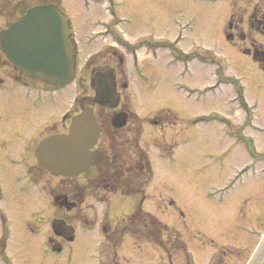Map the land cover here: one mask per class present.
Returning <instances> with one entry per match:
<instances>
[{"label":"rangeland","instance_id":"1","mask_svg":"<svg viewBox=\"0 0 264 264\" xmlns=\"http://www.w3.org/2000/svg\"><path fill=\"white\" fill-rule=\"evenodd\" d=\"M37 1L0 0V29L11 19L12 4L20 2L25 6ZM59 1L71 14L79 13L83 20L93 22L88 18L96 12L92 0L86 4L79 0ZM233 2L121 0L118 6L130 18L123 27H129L136 40L142 36L136 32L149 27L139 19L141 16L144 19L149 9L159 16V24L149 39L175 37L178 24L185 25L181 39L174 43L178 63L175 67L169 63L167 48L160 47L156 59L151 57L145 44L140 48L139 64L147 67L149 78L136 80L129 53L126 54L125 69L132 81L126 90L131 92L129 107L142 121L141 145L149 149L152 160L151 178L143 184L146 196L143 206L162 221L157 222L158 228L161 226L152 243L144 235L139 242L126 235L122 250H118L119 264H246L258 244L264 230V72L250 55L225 36L224 27L228 30L226 20ZM237 3L234 7L239 12L238 28L246 30L247 13L262 0H238ZM98 5L102 8H97L98 12L104 17L107 13L103 9L104 0ZM87 26L101 27L95 22L80 27L84 31ZM246 33L247 42L264 41L261 32L246 30ZM107 40L83 43L77 58L78 73L72 83L58 89L48 84L49 92L30 120L32 133L45 119L60 116L67 109L71 112L78 109L80 97L93 93L86 78L87 60L92 57L90 61L102 62L101 56L107 55L104 47ZM177 44L191 51L185 55ZM199 50L203 51L202 55H198ZM210 54L216 59L214 63ZM196 55L206 63L199 64L201 61L194 58ZM181 59L190 60L185 70ZM4 62L9 59L0 50V63ZM153 66L158 70L154 78ZM23 92V89L13 91L11 99L23 105ZM25 101L28 102L27 97ZM162 107L173 109L180 117L173 130L169 123L146 119ZM98 108L96 104V111ZM50 122L45 125L46 131L51 130ZM227 125L234 129L240 126L239 135L233 136L227 131ZM248 136L253 138L256 150L245 139ZM11 165V185H17L18 180L13 178L20 164ZM74 179L83 180L82 177ZM68 181L63 179V183ZM47 182V195L52 199L51 190L59 187L61 180L48 174ZM38 191L33 188L20 192L19 196L11 194V264H109V251L100 253L102 233L95 224V220L99 222L102 218L99 213L107 207V197H102L104 192L89 194L84 201V206L90 205L84 212L87 222L70 215L76 229L75 239L56 251L50 247L51 240L46 235H54L51 222L55 214L62 212ZM133 205L131 197L115 195L110 208L122 213ZM5 251H9L8 244Z\"/></svg>","mask_w":264,"mask_h":264},{"label":"flooded vegetation","instance_id":"2","mask_svg":"<svg viewBox=\"0 0 264 264\" xmlns=\"http://www.w3.org/2000/svg\"><path fill=\"white\" fill-rule=\"evenodd\" d=\"M79 1H83L86 4L89 0ZM92 1L96 12L94 14L90 13L91 17L88 16V18L95 22V25L97 24L101 27L90 29L87 26V29L84 31L80 27L81 24L89 25L93 22L90 23L88 19V22L83 20L79 13H76V15L71 14L64 8L61 1H52L57 3L62 11L68 15L69 25L73 27L72 36L76 43L75 78L78 73L77 58L83 43L87 42L91 44L99 39H109L104 43L107 55L101 56L102 62H96L95 59L90 61L92 57L87 60L88 72L86 78H88L89 83L93 87V93H95L96 72L108 71L118 94V103L114 107H111L95 103L93 101V93L83 96V98L88 99V101L84 99L88 104H93L100 129L97 140L91 148L89 165L85 170L77 174L55 175L40 164L36 156V146L39 141L48 134L65 131L69 125L71 116L79 110L80 106L84 105L83 100L78 102V109H75L73 112L67 109L60 116L57 115L53 118L45 119V122L42 123L39 129L32 133L29 125L32 114L42 106L43 100L49 92V83L27 75L19 70L10 60L9 62L0 63V256L2 257L0 259L2 264H11V194L16 193L19 196L20 192L26 190L32 191L34 188L35 191L39 190L40 195L49 199L47 195L48 174L61 180V183L58 184L59 187L51 190L52 199H49V203L56 205L62 212L61 214H55L51 222L54 235H46V239L51 240L50 247L53 250L57 249V251H60L67 242L75 239L76 229L70 215H74L82 223L87 222L88 218L84 216V212L88 211L90 205L84 206L83 203L89 194L92 196L100 191L104 192V196L102 197H104L103 199L107 197L108 203L105 210L99 213V215L102 213L101 220L99 222L95 220V224H98L102 233L100 253L102 251L104 253L109 251V260L111 261L108 260L109 264H119L117 263V257L120 256L118 250H122L121 243L126 235L130 236L132 241L134 240L135 242H139V238L143 235L151 243L156 241L157 231L154 227L155 221L153 220V216L157 219V222L160 221L159 217L143 206V200L146 197L144 196L143 184L151 178V170H153L151 165L152 160L149 155V149L147 151L141 145L142 121L129 107L131 92H126V90L131 86L132 81L128 77L125 66L129 55L130 63L137 76H135L136 80H147L149 78L147 67L142 63L139 64L140 48L146 44L145 46L149 49L151 57L156 59L159 54L158 49L160 47L167 48L165 50L170 53L169 63L172 64V67H175V64L178 65L177 60H175L176 44L174 43L176 40L175 37L171 38L170 35L167 36V39H149L152 36L151 32L153 28H156L157 24H159V16L157 14L156 16L155 12L150 9L147 11L144 19L142 16L139 18L144 20L145 24L149 27L146 31L136 32L140 33L138 36L142 35L136 40L133 33L130 32L129 27H123V25L129 23L128 20L130 18L118 8L121 0H104L103 9L107 12L106 15L104 14V17L101 16L102 14L97 9H102L98 5L101 0ZM234 1L231 3L233 7L226 20L228 30L224 27L225 36L229 42L237 45L241 51L250 55L252 59V56L256 53L254 61L264 72V41L257 42L250 39L247 42L249 37L246 33V30H249L261 32L264 35V0H262L263 4L259 3V6L254 5L247 13L246 30L238 28L240 23L237 18L239 12L236 13V8L234 7L235 4H238V0ZM19 4L20 2L11 6L12 20L19 17L22 13L20 11L21 4ZM15 14L17 15L15 16ZM146 41H152V43ZM177 47L180 48L178 44ZM0 50L2 51L1 47ZM180 50L185 55L191 51L188 48L185 50L180 48ZM202 50L197 51L198 55L203 54ZM127 53L129 54L126 56ZM210 58L211 62L214 63L215 57L210 54ZM118 67L120 70L117 71ZM155 67L151 70V73L155 71V74L152 76L153 78L158 74V70ZM59 87L61 85H54L53 88L58 89ZM21 89L25 91L23 92L25 96L23 98V105L11 99L13 91L19 92ZM26 97L28 98V102L25 101ZM96 104L100 106L98 111L95 109ZM118 112H124L126 115L125 122L122 124L114 123V117ZM150 115L146 118L149 122L154 123L159 121L160 124L169 123L171 124L170 130H173L172 128L177 126L180 118L173 109L168 107L159 108ZM50 120H52L50 122L52 123L50 124L52 125L51 130L46 131V126H48V121ZM229 127L228 125L226 126L227 131H231L233 136L235 133H240V126H237L236 129ZM241 127L243 128L244 126L242 125ZM172 143V145H175L174 142ZM157 151L159 153V150ZM32 157H34L33 162ZM11 163L13 165L16 163L20 164L13 178L18 180L17 185H11ZM21 165L22 169L20 168ZM77 177H82L83 180H75L74 178ZM63 179L69 180L68 183H63ZM56 195L66 197L65 201H63L64 198L61 199L62 202L57 201L55 199ZM115 195L131 197L134 201L133 207L127 212H113L111 205ZM135 197L136 199L139 197V199L136 200ZM159 199L160 197L158 196V201ZM169 201L172 203L170 199ZM144 212L150 215L145 217L146 221L144 223H146V226L141 223ZM157 229H159L158 226ZM36 230H39V228ZM147 230L148 233H146ZM7 244L9 251L6 252Z\"/></svg>","mask_w":264,"mask_h":264},{"label":"water","instance_id":"3","mask_svg":"<svg viewBox=\"0 0 264 264\" xmlns=\"http://www.w3.org/2000/svg\"><path fill=\"white\" fill-rule=\"evenodd\" d=\"M70 33L67 16L59 6L41 3L29 7L17 20L1 29L0 45L15 66L26 74L60 84L71 81L75 72ZM95 84L94 101L111 107L118 103L108 71H97ZM125 119V113L118 112L114 123L122 124ZM99 130L93 108L84 107L72 116L67 132L47 135L38 143L37 158L53 174L79 173L89 165L90 148ZM62 198L61 195L55 197L59 202ZM247 264H264V234Z\"/></svg>","mask_w":264,"mask_h":264},{"label":"trees","instance_id":"4","mask_svg":"<svg viewBox=\"0 0 264 264\" xmlns=\"http://www.w3.org/2000/svg\"><path fill=\"white\" fill-rule=\"evenodd\" d=\"M1 5H2V4H1ZM22 6H23V4L21 5V10H20V11H23V10L27 7V5H25V6H23V7H22ZM10 14H11V12H10ZM139 214L141 215V213H139ZM147 215H149V214L146 213V212H144V213H143V217H142V219H141V223H143L145 226H146V223H144V222L146 221L145 217H146ZM149 216H150V215H149ZM153 218H154L153 220L155 221V222H154V227L156 228V230H158V229H157L158 224H157V221H156L157 219H156L154 216H153ZM160 226H161V225H159V229H160ZM164 227H165V226H164ZM147 229H149V228H147Z\"/></svg>","mask_w":264,"mask_h":264}]
</instances>
